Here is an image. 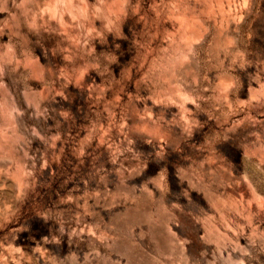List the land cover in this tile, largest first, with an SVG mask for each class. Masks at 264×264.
I'll return each mask as SVG.
<instances>
[{
    "label": "rangeland",
    "instance_id": "obj_1",
    "mask_svg": "<svg viewBox=\"0 0 264 264\" xmlns=\"http://www.w3.org/2000/svg\"><path fill=\"white\" fill-rule=\"evenodd\" d=\"M48 4L0 0V264H264V0Z\"/></svg>",
    "mask_w": 264,
    "mask_h": 264
},
{
    "label": "bare ground",
    "instance_id": "obj_2",
    "mask_svg": "<svg viewBox=\"0 0 264 264\" xmlns=\"http://www.w3.org/2000/svg\"><path fill=\"white\" fill-rule=\"evenodd\" d=\"M87 1V0H86ZM48 2H49V4L48 5H56V6H58V3L59 2H61V0H48ZM66 2V1H65ZM68 2V1H67ZM72 2H73V0H72ZM87 3V2H86ZM67 4H70V6L72 5V3H67ZM47 6V5H46ZM68 6V5H67ZM88 6V5H87ZM45 7V6H44ZM51 7V6H50ZM54 6H52V8L50 9V10H54L55 9V12H54V15H57L58 14V10L56 9V8H53ZM82 7V6H81ZM67 8V7H66ZM72 8V7H71ZM70 8V9H71ZM73 9H74V7H73ZM86 9V8H85ZM44 12V11H43ZM62 16V13H59V16ZM62 18V17H61ZM64 24V23H63Z\"/></svg>",
    "mask_w": 264,
    "mask_h": 264
}]
</instances>
